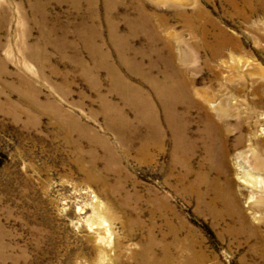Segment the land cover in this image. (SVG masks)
Listing matches in <instances>:
<instances>
[{
    "label": "rangeland",
    "instance_id": "374dc122",
    "mask_svg": "<svg viewBox=\"0 0 264 264\" xmlns=\"http://www.w3.org/2000/svg\"><path fill=\"white\" fill-rule=\"evenodd\" d=\"M178 10L221 29L218 56ZM173 68L193 86L164 110L146 75ZM203 89L222 141L185 113ZM263 126L264 0H0V264H264Z\"/></svg>",
    "mask_w": 264,
    "mask_h": 264
},
{
    "label": "bare ground",
    "instance_id": "6f19581e",
    "mask_svg": "<svg viewBox=\"0 0 264 264\" xmlns=\"http://www.w3.org/2000/svg\"><path fill=\"white\" fill-rule=\"evenodd\" d=\"M224 1L229 5L232 13L235 15H238V16L239 15L243 16L244 14L251 13L252 11L255 10V8H259V4H260V0H224ZM196 9L199 10L200 8L196 7ZM177 13L180 17L183 18L184 24L187 27L188 31L192 34H195L196 38H195L194 42L189 41L191 43L190 48L193 49L194 53H196V49L198 48V46L200 44H202L206 47L211 48V55L213 57L218 56V54L221 52V50L225 47V44L223 43V40L221 38L222 37L221 36V29L217 28L216 25L213 23H211V26H212L211 29H207V28L199 25L197 23V21L200 20V17L203 16L204 12L202 13L200 11H193L190 14H187L183 10H178ZM144 19L145 20L147 19L146 14L144 15ZM204 19L208 23V21L206 20L207 19L206 15H205ZM209 37H211V40H208ZM176 42H177V40H176ZM178 42H179V40H178ZM166 44H167V47H170L168 42H166ZM229 44H231V43H228V45ZM235 48H238V46L235 45ZM233 68H235V67H233ZM170 73L177 75V76H171V75H167V74L163 73L161 76V79L159 81H157V80H154L153 78H151V76L146 75L147 83H149L150 89L152 90V92L155 93L157 100L163 106L164 110L166 109V107L168 108V102L166 103V100H162V97H168V96H171V94H177L180 97H182V101L186 103L188 101L187 95L190 94L191 86H193V81L191 82L189 79L184 77L182 71H180V70L177 71L176 69L173 68ZM203 92L206 93V95H203L202 97H199L197 100H194L193 101L194 104L185 105L186 106V108H185L186 112L185 113H188L189 110H191V109H195L198 113L197 115L199 116V120H201V123L207 129V131H205V133H207L206 139L208 138L209 141H211V142H213V141L215 142V140L222 141L223 137H224V136L222 137V135L225 131L223 121L221 120L222 116L211 113V110L213 108H211V106L209 105L210 98H211L208 96L209 90L203 89ZM137 96L139 98V104L138 105L140 107H142L146 112V114L142 115L143 117L147 118L146 124H147V128L149 130L148 136H147L148 141H147L146 149L152 148V145H156L157 147L158 146L160 147V145L162 143V131H161V128L157 122V117H156L155 112H154V106H153L150 98L148 97V93L146 91H144V94H138L137 93ZM255 104L256 105L258 104V106L261 105V102L259 101V99H257L255 101ZM224 105H226V107L228 108L230 106V103L226 102ZM227 108H226V110L229 111ZM230 108H231V106H230ZM252 111H249V113L252 114ZM214 115H216L217 118L214 117ZM177 119H178V124L174 128L173 132L176 135L175 140H176L177 147H181L182 145H184L183 132L186 130V125H187V121H189V117L180 115V116H177ZM216 120H219V121H216ZM167 121L169 122V123H167V126L171 129L172 125L170 123L175 122L171 113L167 114ZM257 126H258V124H257ZM236 127L239 128L238 125H236ZM260 130L263 131V134H264V126L260 127ZM240 143H241V136L239 135L237 137V144H240ZM256 145H257L256 147L258 149L257 152H259V155L261 157V155L264 154V152H263V150H264V139L257 140ZM215 147H216V145H215ZM221 150L219 151V153H218V151H216L215 154L218 155L219 157L223 158L226 155V150H225V148L221 149ZM238 155L241 156L242 154L239 153ZM104 222L102 220L99 221V219H98L97 226L102 228L104 226ZM90 228H92V227H90ZM94 229H95V227H94ZM92 230H93V228H92ZM97 230H98V228H97ZM106 230H107V228H106ZM151 263L155 264L156 262L151 261Z\"/></svg>",
    "mask_w": 264,
    "mask_h": 264
}]
</instances>
